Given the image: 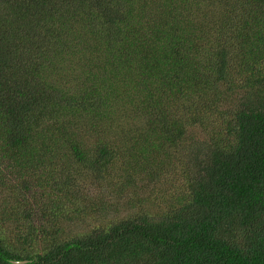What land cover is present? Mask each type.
Instances as JSON below:
<instances>
[{
  "label": "trees",
  "instance_id": "16d2710c",
  "mask_svg": "<svg viewBox=\"0 0 264 264\" xmlns=\"http://www.w3.org/2000/svg\"><path fill=\"white\" fill-rule=\"evenodd\" d=\"M0 264H264V0H0Z\"/></svg>",
  "mask_w": 264,
  "mask_h": 264
},
{
  "label": "rangeland",
  "instance_id": "374dc122",
  "mask_svg": "<svg viewBox=\"0 0 264 264\" xmlns=\"http://www.w3.org/2000/svg\"><path fill=\"white\" fill-rule=\"evenodd\" d=\"M63 77L65 78V75ZM98 192H100V195L102 194L101 190L98 187H96L95 191L93 192L95 197H97L99 195ZM104 199H105V201H108V202H111V203H116L118 208L122 209L123 211H124V204H127L126 203L127 201H126L125 198L121 199L120 196H117L116 194H111L108 190L105 192V195H103V200Z\"/></svg>",
  "mask_w": 264,
  "mask_h": 264
}]
</instances>
